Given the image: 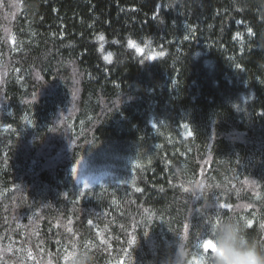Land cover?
<instances>
[{
  "label": "trees",
  "instance_id": "obj_1",
  "mask_svg": "<svg viewBox=\"0 0 264 264\" xmlns=\"http://www.w3.org/2000/svg\"><path fill=\"white\" fill-rule=\"evenodd\" d=\"M227 217L264 249V0H0V264H212Z\"/></svg>",
  "mask_w": 264,
  "mask_h": 264
},
{
  "label": "clouds",
  "instance_id": "obj_2",
  "mask_svg": "<svg viewBox=\"0 0 264 264\" xmlns=\"http://www.w3.org/2000/svg\"><path fill=\"white\" fill-rule=\"evenodd\" d=\"M211 249L212 264H264V249H260L246 234V227L237 219L227 217L211 228V234L202 241V250ZM189 253L188 255H191ZM188 255L177 251L169 264H188ZM86 257H80L77 264H84Z\"/></svg>",
  "mask_w": 264,
  "mask_h": 264
},
{
  "label": "snow or ice",
  "instance_id": "obj_3",
  "mask_svg": "<svg viewBox=\"0 0 264 264\" xmlns=\"http://www.w3.org/2000/svg\"><path fill=\"white\" fill-rule=\"evenodd\" d=\"M221 207H223V205Z\"/></svg>",
  "mask_w": 264,
  "mask_h": 264
}]
</instances>
